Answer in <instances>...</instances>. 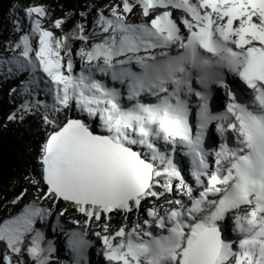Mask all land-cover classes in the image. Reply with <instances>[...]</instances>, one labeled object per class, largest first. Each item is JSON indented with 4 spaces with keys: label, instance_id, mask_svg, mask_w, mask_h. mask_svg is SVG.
<instances>
[{
    "label": "snow or ice",
    "instance_id": "1",
    "mask_svg": "<svg viewBox=\"0 0 264 264\" xmlns=\"http://www.w3.org/2000/svg\"><path fill=\"white\" fill-rule=\"evenodd\" d=\"M106 8L91 32L79 22L65 31L64 19L45 28L44 5L24 9L30 30L10 43L8 72L29 73L30 97L43 81L46 99L21 107L44 110L48 135L31 193L8 201L23 206L0 219V264H24L22 254L52 264L53 218L72 264H89L96 241L107 264H264V0ZM213 124L219 144L209 148Z\"/></svg>",
    "mask_w": 264,
    "mask_h": 264
},
{
    "label": "trees",
    "instance_id": "2",
    "mask_svg": "<svg viewBox=\"0 0 264 264\" xmlns=\"http://www.w3.org/2000/svg\"><path fill=\"white\" fill-rule=\"evenodd\" d=\"M118 2L119 0H24V5L25 8L35 4L44 5L50 16L44 18L43 26H49L50 21L55 19H64L63 28L70 31L77 22L88 25L89 19L87 16L82 17L81 12H97L100 8ZM25 8L22 9L15 0H0V219L10 211L14 213L21 206H13L8 201L25 188L32 191L30 178L40 176V147L48 135V128L42 119L44 110L25 113L21 107L28 96L22 91V80L27 72H8L9 55L13 53L10 43L14 44L21 35L28 32L30 22L24 13ZM17 21L21 28L19 32L16 31ZM54 30L60 35L58 29ZM71 43L74 48L80 45L79 41ZM30 98L33 99V96ZM66 115L64 113L62 117ZM59 249L58 254L53 253L52 264H72V260L64 258L65 246ZM22 255L24 264H33L26 254Z\"/></svg>",
    "mask_w": 264,
    "mask_h": 264
},
{
    "label": "bare ground",
    "instance_id": "3",
    "mask_svg": "<svg viewBox=\"0 0 264 264\" xmlns=\"http://www.w3.org/2000/svg\"><path fill=\"white\" fill-rule=\"evenodd\" d=\"M173 12H174V15H178V16L181 15L179 10H173ZM92 21L93 20H90V22H89L90 23L89 28H88L89 32H91V30H92ZM190 119H191V121H192V123L194 125L195 124V113L192 114ZM212 136H213L212 135V131L209 130V133H208V136H207L208 137L207 140H209V143H211V142H215L216 143V141H214ZM209 143L206 144V147H209ZM209 148H211V147H209ZM176 158L180 161L181 166L184 168V174H185L186 178L188 179V181L189 182L193 181V180H191L192 178H191V175H190V162H189V159L187 157L183 156L181 153H178ZM230 229H231V225H230V222H229V223L226 224V234L231 235ZM62 235H63V233H62ZM91 239L93 241H96L95 237H91ZM94 246H96V248L92 247V248L89 249V252H88L89 264H107V262L103 259L102 254L98 255V249L100 248L99 242L96 241Z\"/></svg>",
    "mask_w": 264,
    "mask_h": 264
},
{
    "label": "rangeland",
    "instance_id": "4",
    "mask_svg": "<svg viewBox=\"0 0 264 264\" xmlns=\"http://www.w3.org/2000/svg\"><path fill=\"white\" fill-rule=\"evenodd\" d=\"M16 1V3L23 9V8H25V5H24V0H15ZM28 1V0H27ZM105 9V11H107V8H104ZM135 11V10H134ZM96 14H97V12H95L94 10H90V11H88L87 12V18L89 19V22H90V20H93L94 18H95V16H96ZM178 16V15H177ZM88 22V25H86V30L88 31V28H89V25H90V23ZM28 31L30 30V23L28 24ZM49 26H45V28H48ZM56 35H58L56 32H55V30L52 28L51 29ZM90 30V29H89ZM92 31V30H91ZM13 54L14 53H11L10 55H9V57H12L13 56ZM79 64V60L77 59V65ZM42 75V74H41ZM26 78L28 79L29 78V73L27 74V76H25V78H23V80H22V86L24 85V82H25V80H26ZM43 84V81H41L40 82V84H39V86L41 87V88H43L44 87V85H42ZM36 88L38 87V86H35ZM35 87L33 86V88L35 89ZM38 91L35 89V93H37ZM25 100H28V98H27V96L25 97ZM212 138L214 139V141H216V143L215 144H217L218 142H219V140L215 137L214 138V136H212ZM218 141V142H217ZM192 180V179H191ZM190 183H192L193 185H194V181H191ZM29 193H31V190L29 189ZM31 200V195H28L26 198H25V200H24V203H27L28 201H30ZM23 205L21 204V206L19 207V208H21ZM19 208H16L15 209V211L14 212H16V211H18L19 210ZM55 223V219L53 218V219H51L50 221H49V223H48V225L46 226V227H49L50 228V230L48 229V228H45V233H47L48 235H49V237H51V239L52 240H54L55 238L56 239H58V241H60L61 243H63L64 245H66V240H65V237L62 235V233L59 231V229H57V232H53L52 231V228H51V224H54ZM61 223H64L66 226H67V220H66V218H61ZM39 226V225H38ZM71 227H75L74 225L73 226H71ZM54 233H57L55 236H53V234ZM46 234V235H47ZM91 237H94V236H90V238ZM93 248H96V246H93ZM68 252H69V250H68ZM22 258H23V255H22ZM70 258H72L71 257V255H70V253H68V260L70 259Z\"/></svg>",
    "mask_w": 264,
    "mask_h": 264
}]
</instances>
